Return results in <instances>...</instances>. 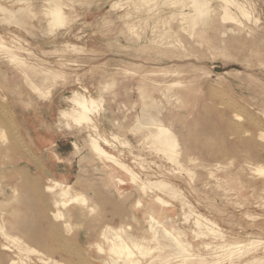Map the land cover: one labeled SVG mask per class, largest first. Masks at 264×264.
<instances>
[{
    "label": "rangeland",
    "instance_id": "374dc122",
    "mask_svg": "<svg viewBox=\"0 0 264 264\" xmlns=\"http://www.w3.org/2000/svg\"><path fill=\"white\" fill-rule=\"evenodd\" d=\"M210 1L209 16L193 26L185 20L194 13L191 0H61L66 24L52 32L46 0H0L7 10L0 11V40L26 63L18 65L0 50V208H29L36 217L35 210L47 208L58 235L46 243L30 242L31 248L48 253L56 264H104L96 244L103 243L107 227L146 237L154 247L142 208H168L165 225L181 232L196 255L187 264H198L200 257L214 264L223 252L204 246L224 242L246 248L234 249L232 258L219 264H261L253 258L264 259V244L252 243L264 242V175L258 171L264 167V0H237L250 18L232 6L238 19L229 23L222 18V0ZM76 92L101 102L94 120L112 143L105 149L139 182L97 159L89 147L95 133L61 116L73 108L69 100ZM230 122L239 125L230 128ZM159 123L176 135L178 156L155 146L151 130ZM16 132L40 166H13ZM18 169L34 183L13 179ZM118 179L126 184L120 186ZM52 180H68L87 205L60 209L65 217L54 219L50 214L58 208L46 190ZM156 181L180 195L142 190L143 182ZM197 214L215 222L221 238L197 237L204 230L195 223ZM27 231L45 235L47 230L38 220ZM160 240L168 247L165 253L174 254L172 240ZM178 259L170 264H186Z\"/></svg>",
    "mask_w": 264,
    "mask_h": 264
},
{
    "label": "bare ground",
    "instance_id": "6f19581e",
    "mask_svg": "<svg viewBox=\"0 0 264 264\" xmlns=\"http://www.w3.org/2000/svg\"><path fill=\"white\" fill-rule=\"evenodd\" d=\"M46 1L49 4V7L46 10L47 11L46 16H48L47 18L50 19L48 22H49L51 31L53 32L54 28L59 29L60 27L65 26V24H66L65 20L66 19L63 15L62 6L60 5L61 0H46ZM222 2L224 3V7H222L224 15L222 18H223V20H227L228 23L230 22V20L237 22V19H238V18L236 19L235 15L231 11L232 6L237 8L238 11H240V14L242 15V17L250 18V17H248V12L245 10V8L237 0H222ZM191 3H192L191 7H192L194 13L191 14V16L189 17L190 19L187 18L185 20L187 22H190L194 26V25H196V23L199 20H205L206 17L209 16L208 14L211 12L212 7H211V1L210 0H191ZM117 8H118V6H117ZM24 10L25 9H23L22 11H24ZM0 11L6 12L7 10L3 9L2 6H0ZM20 15L21 14H19V16ZM7 17H9V16L8 15L6 16V21H7ZM20 17H22V15ZM246 21H248V20H246ZM0 22H1V20H0ZM236 22H234V23H236ZM24 31H25V29H24ZM230 31H232V30H230ZM17 43L20 45L19 42H17ZM17 48H19V50L23 49L21 47H17ZM0 50L1 51H7V54H9L7 56H9V60H11L12 62H14V63L16 62L18 65H22V66L24 65L25 66V64H26L25 60L22 57H20L19 55H17L16 53H14V51L12 49L7 47L6 44L3 42V40H0ZM24 78L26 80V77H24ZM27 83H29L28 80H27ZM27 83H26V85H27ZM44 84H46V83H44ZM27 86H29V85H27ZM30 89H32V88H30ZM69 101L72 103L73 108L70 109L71 111H69V112L63 111L61 113V116L63 118L69 119V120L71 119L73 122H75L77 124V126H80V128H82L83 126H86L88 129H91L95 133L94 135H90L89 147H90L91 153L95 157H97V159H99L101 162H103L104 164L106 162H110V163H113L116 166H118V168H120L125 173V175L127 177H129V179L131 180L132 183L136 184L137 182H139V177L137 176L136 173H134L132 171V169L129 166L120 162L114 155L110 154V152H108L105 149V147H112V143L107 138V136H105V134L100 133L99 127L97 126V124L94 120V117L97 118V115H99L98 112H99V110H101V105H100L101 102L98 103V101L95 98H93L92 96L88 97V96H86L82 93H79V92H76L74 94L73 98ZM235 105L236 104H232V106L234 108H235ZM158 106H161V104ZM236 108H238V107H236ZM157 109H159V108H157ZM240 109H242V108H240ZM150 110H152V109H150ZM155 110H156V108H155ZM142 112L146 113L144 110H142ZM245 112H243V113H245ZM7 114H9V113H7ZM146 114H148V113H146ZM4 116H6V115H4ZM8 116L5 117L6 120H8ZM140 117H142V116L140 115ZM236 117H238V116L236 115ZM152 118H153V116H152ZM136 119H138V118H136ZM142 120L144 121V118ZM238 121L240 122L241 120H238ZM148 122H151V121H148ZM141 123H142V121H141ZM238 125L236 123L231 124V122L229 124L230 128H237L236 126H238ZM255 125H257L258 128H260L259 127L260 123L255 122ZM151 131L153 132V133L152 132L151 133L154 136L153 138H154V142H155L156 147L161 149L166 154H168V152H171L172 154H174V157L178 156L179 144L177 141V137L169 127H167L163 123H159V124L155 125L153 130H151ZM259 133H260V131H259ZM3 134H4V132L2 133V135ZM15 134H17L18 136H16V138H15L16 140H14V141H16V143H14L13 148H14V151H18L17 152L18 157L14 161L13 166H17L23 162L29 163V164L33 163L36 166H40L39 165L40 163L38 162L35 154L30 149H27L25 147L24 142H23L24 140H23L21 134L19 132H16ZM13 136H15V135H13ZM260 136L262 138H264V133L262 132L260 134ZM117 139L118 138L116 136L112 137V140H117ZM0 142H2V140ZM75 148L77 149L78 147L75 145ZM258 171L262 175H264V167H260L258 169ZM112 174L113 173L111 172V177H112ZM259 174H257V175H259ZM12 177L16 181L17 180H23L27 184H31V185L35 181V179L32 176H30L25 169L16 170L15 172H13ZM117 182L120 186L126 184L122 179H118ZM51 183H52V186L47 187L46 190H47V192L52 193V195L54 196V204L58 208L56 211L53 210L52 213L50 214V216H52L54 219L55 218L59 219V218L65 217V215L63 214V212H61L60 209L66 210L68 208V206H70L72 204H78L81 206L87 205V199L83 195L73 193V187L68 183V180H63V181H53L52 180ZM142 184H143V186H141V188L145 192L147 190H150L151 188H155V189L160 190L164 193L165 192L168 193L169 196H171V197H176L179 194L178 191L174 190L171 186L167 185V183H165L163 181L149 182L148 184L143 182ZM33 193L35 194L36 192H34V190H33ZM155 201L161 203L164 207H168V205H169L167 202L163 201L160 197H157V200H155ZM22 203H23V201H22ZM137 204L141 205V201H139ZM169 206H171V205H169ZM41 207H43V205ZM46 209L47 208L43 207L41 210H37V211L35 210L36 214L40 215V216L38 215V217H36L34 212L32 210H30L29 208H9V209L8 208H0V212H1V214H0V216H1L0 217V239H3L4 241L5 240L6 241L12 240L13 244H15V245H10L8 243H3L0 241V264H56L55 261L51 258V256L48 253H45V252L43 253V252L38 251V250L31 248L29 246L30 242H34V243L45 242L46 243L53 236H55V237L58 236L56 234V232L54 231V229L50 228V226L52 225V223H51L52 219H50L49 216H47L45 214ZM142 209H143V216H145L147 219L148 226H149L148 229L150 230V234H151L150 242L154 243L155 246L154 247L149 246V240H147L146 237L139 239V238L132 237V236L128 235L124 228L115 229L112 227H107L102 233V237L104 240L103 243H97L96 244V252L98 253V255L100 257L103 256L104 259L102 261L104 264H147L146 262L144 263V259H146L148 256H150L152 254H153L152 255L153 260L151 262H149V264H153L156 259L160 260L161 264H170L171 261H173L174 259H178V258L184 259V261H186V264H187V262H189V260L191 261L192 258L194 259V257L196 255L189 251L190 243H187V242L182 240V236H181L182 233L175 230L174 228H168L165 225V221L169 218L168 214H167L168 208H161L159 210H157L156 208H142ZM195 216H196L195 223L198 226V228L204 229L201 231L200 230L197 231L198 232L197 237L212 235L215 239L217 237L221 238L220 236L222 234L219 233V231H218L219 227L215 222H213V221H211V220H209V219H207L204 216L199 215V214H197ZM11 218L12 219L16 218L17 221L11 222L10 221ZM38 220H40L41 223L44 224L45 229L47 230L46 234L45 235H41V234L30 235V233H28V231H27L28 226L32 225L34 223H37ZM70 220H71V218H69L66 221V223H68V221H70ZM10 222H11V224H9ZM187 223L188 222H186V224ZM7 224H8V226H7ZM9 230H11V231L16 230V234L12 235L9 232ZM195 235H196V233H195ZM165 238L166 239L169 238L172 240V242H173L172 245L174 247L173 251H175L174 254H172V253L166 254L165 253V251L168 249V247H166V245H162L161 240H160V239H165ZM64 240H66V239H64ZM164 241H166V240H164ZM169 243H170V241H169ZM255 243L258 245L264 244V242H261V241H257V242L254 241L252 244H255ZM55 244H57V243H55ZM105 244H106V247H105ZM68 247H70V246H68ZM204 247H206L207 249H210L216 253L217 252L218 253L223 252L222 254H217L218 256L215 255L220 260V259L225 258V257L232 258V254L234 253V249L239 250L241 248H246V245L242 244V243L224 242L222 245L211 246V245L207 244ZM171 248H172V246H171ZM71 249H73V248H71ZM196 251H197V249H196ZM241 251H243V250H241ZM240 254H241V252H240ZM30 255H34V257L31 258ZM172 257H175V258H172ZM253 259H254V262L264 264L263 258H253ZM219 260L217 262H215L214 264H219L220 263ZM199 261L200 262L198 264H207L208 263V262H206L207 261L206 258L200 257ZM85 264H87V263H85ZM231 264H232V262H231Z\"/></svg>",
    "mask_w": 264,
    "mask_h": 264
}]
</instances>
